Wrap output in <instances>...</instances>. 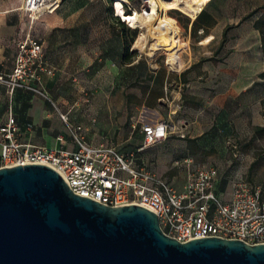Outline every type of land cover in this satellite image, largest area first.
<instances>
[{"label":"rangeland","instance_id":"obj_1","mask_svg":"<svg viewBox=\"0 0 264 264\" xmlns=\"http://www.w3.org/2000/svg\"><path fill=\"white\" fill-rule=\"evenodd\" d=\"M4 1H8L9 10L14 15H21V5L17 6L19 0ZM113 3L114 0H91L86 14L106 15L109 7L113 10ZM124 3L127 5L126 16L148 10L144 0H126ZM13 5L16 7L13 8ZM203 11L213 17L215 25L207 33L198 30L195 37L192 35V26ZM159 12L161 18L156 28L159 29L164 21L174 22L179 29V40L186 44L178 50L184 63L183 68L180 71L172 70L167 65V52L155 47L149 36L145 50H137L136 41L145 32L141 29H137L135 39L131 40L132 44L124 62L158 67V77L152 87L153 96L161 94L159 88L168 77L167 85L162 91L164 101L161 105L155 109L148 107L151 104L150 99L153 98L152 94L149 95L147 103H126L121 89L123 85L119 82L124 74H116L106 65L108 48L105 45L109 37L98 31L84 45L93 51L96 63L81 67L70 76L63 77L66 86L60 90L71 98L67 104L56 103L55 91L58 95L59 89L44 83L45 77H51L54 83L53 69H48L51 74L45 72L41 75V82L28 81L29 88L17 87L13 92L9 90L13 99L15 91L23 92L20 123L33 125L32 131L25 133L23 139L37 145L53 146L55 137L62 134L73 145V130L82 127L87 142H108L121 153L130 155L135 154L144 144L141 132L143 126L166 122L174 126L169 137L145 149L139 156L140 162L148 169L171 182L176 188H181L189 172L202 167H216L226 183L224 190L230 192L233 182L243 178L260 187L264 195L262 83L256 82L251 89L242 93L243 103L232 100L223 111L212 104L230 91V81L235 80L226 70H239L236 78L240 85L234 88L240 94L243 90L241 84L246 83L245 79L252 76L246 72L253 71V80H257L263 69L261 35L254 24L264 15V0H210L196 18L178 9ZM43 19L44 17L35 22L29 31L32 36L42 39L46 44ZM24 20L27 24L30 23L27 16ZM203 22L208 24L209 21L204 17ZM209 40L210 43L204 44ZM246 59L254 61L247 69L242 65V61ZM184 73L186 82L182 77L180 85L178 77ZM125 74L131 75V72ZM145 74L144 71L142 83L132 86L128 81L125 85V91L129 95H136L137 100L141 99L138 97L145 98V91L151 86ZM11 75L5 76L7 81H10ZM179 93L184 102L181 108H176L178 112L173 114L172 104ZM61 114L67 116V123L63 121ZM194 122L199 125L195 131ZM189 124L191 127L186 129ZM193 132L196 135L201 132V136L190 139Z\"/></svg>","mask_w":264,"mask_h":264},{"label":"built area","instance_id":"obj_2","mask_svg":"<svg viewBox=\"0 0 264 264\" xmlns=\"http://www.w3.org/2000/svg\"><path fill=\"white\" fill-rule=\"evenodd\" d=\"M63 1L24 0L20 11L30 20V31L35 22L60 10ZM115 4L114 16L130 27L117 13ZM122 4L124 14H128L126 3ZM30 31L17 42L10 81L0 75V84L9 85L11 92L17 87L29 88L28 81L41 82L45 72L51 74L44 60V41ZM61 117L68 122L67 116ZM173 127L166 122L143 126V146L135 154L126 155L108 142L87 143L82 127L73 130V150L61 146L62 137L57 139L60 145L34 144L23 139L33 125H27L24 131L10 113L0 123V169L48 166L80 197L112 208L134 204L151 210L162 231L181 243L220 238L264 245V195L260 187L240 178L233 182L230 192L220 191L223 177L219 169L202 167L189 172L183 187L176 188L140 162V154L165 141Z\"/></svg>","mask_w":264,"mask_h":264},{"label":"water","instance_id":"obj_3","mask_svg":"<svg viewBox=\"0 0 264 264\" xmlns=\"http://www.w3.org/2000/svg\"><path fill=\"white\" fill-rule=\"evenodd\" d=\"M0 264H264V245L181 243L139 205L107 207L44 165L0 169Z\"/></svg>","mask_w":264,"mask_h":264},{"label":"crops","instance_id":"obj_4","mask_svg":"<svg viewBox=\"0 0 264 264\" xmlns=\"http://www.w3.org/2000/svg\"><path fill=\"white\" fill-rule=\"evenodd\" d=\"M90 1L91 0H64L60 10H58L53 15L44 17L43 23L46 30L44 35L46 44L44 45H47V49L45 48V63L47 70L53 69L55 72L54 83L52 82V79H50L51 77H45L44 83L46 86L59 89L58 92L60 93L58 95L55 91L56 103L67 104L69 101H71V98L68 95L63 94L60 90L66 86L63 77L64 75L70 76L72 73L78 71L81 67L92 66L96 63V58L93 55V51L84 47V45L88 43L89 38L91 39L95 32L99 31L108 35L109 37L107 39L108 43L105 45V47L108 48V58L105 62L106 65L112 69V72H116V74H119L118 72H122L124 74L121 76L119 82H121L123 85L121 86V89L125 94L126 103H147L149 95L151 96L153 92V83H155V80L158 77V67H153L152 65L147 67L137 62H124L125 55L132 44L131 40H134L137 35V29L131 28L125 23H122L118 17L114 16L111 7H109L106 15L86 14V11L90 6ZM22 2L23 0H19L17 6L19 7ZM15 7L16 5H13V8ZM9 9L8 1L0 0V75L3 76H9L13 72L16 56L18 53L17 42L21 38L25 37L30 30V23L27 24L24 20L26 16L22 12L21 15H14ZM200 30L204 31L203 29ZM52 32H54L53 37L51 36ZM253 63L254 61L250 59L242 61V65L245 66L246 69L251 67V64ZM111 66L114 68H111ZM143 70L146 72L145 78H149L151 86L145 91V98L138 97L141 99L137 100L136 95H129V93L125 91V85L128 81L132 84V86L142 83V80L144 79ZM126 72H131V75L125 74ZM225 72L230 76H234L235 80L230 81L232 83L230 91H228L224 97H220L214 101V103H212L220 111L225 109L228 102L232 103V100H237V102L243 103L244 101L242 97L244 96H242V93L251 89L256 84V82H261L262 84L260 86L264 90V80L260 79V75L264 72V66L259 72L257 80H253V71L250 73H248L249 71L246 72L247 75L250 74L252 76L250 79H245L247 81L246 83L244 82L241 84L243 90L240 94H238V91L234 88L240 85L238 84L239 80L236 78L238 76L239 70L230 69L226 70ZM117 76L118 75H116L115 78H117ZM182 77H184V82H186V74L184 73L182 76L178 77L181 83L180 85H182ZM167 79L168 77L166 78V81H162V84L159 88L161 94L156 96H153L152 94L153 98L150 99L151 101L149 103L151 104L148 105V107L155 109L158 105L162 104L164 101V95L162 91L165 89V85H167ZM9 90V85L0 84V123H4L11 113L14 115L20 127L25 129L26 126L31 123H20V118H22V115L20 114V108L24 103V99H21L23 92L19 90L15 91V98L13 99ZM176 96L177 98L172 104L173 114L178 112L176 108H181L184 102L183 99H181L182 95L180 93ZM262 100H264V96L262 97ZM244 104L246 107H248L246 103ZM199 106H201V104ZM195 123L198 122L193 123L194 131L199 128V125ZM189 127H191V124L186 125V129ZM198 136H201V132L197 135L193 132L192 136L190 135L189 138L192 139ZM58 137H62L64 139V143L61 144V146L64 148L69 149V147H72L69 150H73L75 148L74 144L72 145L71 142L69 143V141L62 134H58L55 137L53 146L60 145L57 142ZM89 144L99 145L100 143ZM47 146H52V144ZM223 182L224 180L222 179L221 184ZM221 184L220 191H225V188H221Z\"/></svg>","mask_w":264,"mask_h":264},{"label":"bare ground","instance_id":"obj_5","mask_svg":"<svg viewBox=\"0 0 264 264\" xmlns=\"http://www.w3.org/2000/svg\"><path fill=\"white\" fill-rule=\"evenodd\" d=\"M116 2L115 9L117 13L124 18L131 28L141 29L145 31L136 41L135 48L143 51L146 48L147 37L154 41V46L162 48L167 52V65L174 71H180L184 63L179 57L178 50L185 46L179 40V29L171 21L161 23L159 29L156 24L160 20V11L168 12L170 10H181L190 17L195 16L202 11V7L210 0H144L147 4L145 13L134 12V15L126 16L123 11V2L126 0H114ZM24 5V0L21 6ZM210 43V40L204 44Z\"/></svg>","mask_w":264,"mask_h":264},{"label":"trees","instance_id":"obj_6","mask_svg":"<svg viewBox=\"0 0 264 264\" xmlns=\"http://www.w3.org/2000/svg\"><path fill=\"white\" fill-rule=\"evenodd\" d=\"M206 17V19L209 21L208 24L203 22V18ZM172 18V17H171ZM174 19L176 22L177 20L175 18ZM178 23V22H177ZM215 25V21L213 19V17L211 15H208L206 12H202L199 17L196 19V21L193 23L192 26V35L196 36V33L198 30L203 29L205 33L208 32V30L213 27ZM255 29L260 33L261 35V42H262V52H263V56H264V15H262L254 24ZM260 79L264 80V72L260 75ZM224 183V182H223ZM222 183V184H223ZM221 184V188H225L226 183L223 184L222 186Z\"/></svg>","mask_w":264,"mask_h":264}]
</instances>
